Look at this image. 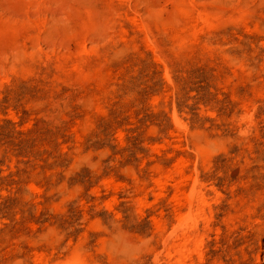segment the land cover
I'll list each match as a JSON object with an SVG mask.
<instances>
[{
  "label": "rangeland",
  "instance_id": "374dc122",
  "mask_svg": "<svg viewBox=\"0 0 264 264\" xmlns=\"http://www.w3.org/2000/svg\"><path fill=\"white\" fill-rule=\"evenodd\" d=\"M190 1L220 14L0 0V264H174L195 173L214 222L181 264H264V0Z\"/></svg>",
  "mask_w": 264,
  "mask_h": 264
},
{
  "label": "bare ground",
  "instance_id": "6f19581e",
  "mask_svg": "<svg viewBox=\"0 0 264 264\" xmlns=\"http://www.w3.org/2000/svg\"><path fill=\"white\" fill-rule=\"evenodd\" d=\"M176 6L179 10L186 13H196L197 19L195 22L208 21L214 16L220 14V10L217 8H207L205 6H196L192 4L190 0H177ZM97 13L95 11H89L86 19V26L93 25L98 20ZM171 19V17H170ZM173 19H171V22ZM0 27L3 29H11V23H0ZM72 37L78 40L80 52L84 53L87 51L85 46V34L86 30H73L70 31ZM92 38V37H91ZM57 49L52 50V54H56ZM21 53V52H20ZM62 58V57H61ZM63 59V58H62ZM205 145L199 147L198 154L203 155L206 150ZM183 171V169L181 168ZM217 192V191H216ZM219 199V198H218ZM260 200L262 205L253 219L251 227V239L253 243H249L252 249L255 245V241H258L260 249V239L264 235V197ZM206 196V185L201 182L198 173H195L191 177V190L183 199H180L179 203L186 208L184 213H180L176 216L175 223L172 225L170 230L164 237V244L168 254L178 253V257L174 264H181L182 261L186 260L193 254H198L199 258L203 257L201 247L205 241V227H210L214 222L213 211L210 208L208 211L205 210V205L210 206V202ZM234 215L229 217L232 219ZM202 221L205 226L199 228L198 222ZM158 228L163 230L166 228L167 223L165 221L158 222ZM261 252V249H260ZM259 257V254H258ZM87 257L83 253H76L70 257L68 264H88Z\"/></svg>",
  "mask_w": 264,
  "mask_h": 264
}]
</instances>
